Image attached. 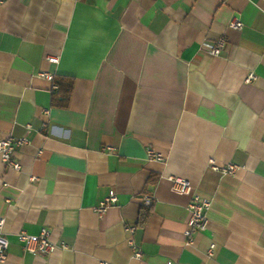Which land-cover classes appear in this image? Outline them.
Here are the masks:
<instances>
[{
	"label": "crops",
	"instance_id": "crops-1",
	"mask_svg": "<svg viewBox=\"0 0 264 264\" xmlns=\"http://www.w3.org/2000/svg\"><path fill=\"white\" fill-rule=\"evenodd\" d=\"M8 135L26 142L18 170L0 159L2 264H264V0H1ZM193 194L210 206L187 241ZM41 228L65 246L25 250Z\"/></svg>",
	"mask_w": 264,
	"mask_h": 264
},
{
	"label": "built area",
	"instance_id": "built-area-1",
	"mask_svg": "<svg viewBox=\"0 0 264 264\" xmlns=\"http://www.w3.org/2000/svg\"><path fill=\"white\" fill-rule=\"evenodd\" d=\"M1 2V0H0ZM229 27L234 29H240L242 26V22L238 16L233 15L229 20ZM225 43V39L223 37L218 38L215 42L214 46L209 50L212 55H218L221 51L222 46ZM45 59L50 62H57L58 58L56 56L47 55ZM39 76L47 78L48 80H52V75L45 72H39ZM255 75L252 72H249L245 78V81L253 80ZM52 88L56 89L57 85L52 84ZM26 142L25 137H13L8 135L4 138L0 139V159L4 162L7 166H11L12 168L18 170L19 164L13 157L14 148L17 145H21ZM105 149L107 151H111L110 146H106ZM147 157L149 159H156L161 160L162 156L155 152L151 148L146 149ZM210 166L214 170L222 171L223 173H231L233 172L235 166L233 164H227L226 166H218L213 161L210 162ZM168 179L170 180V188L171 190L178 192V193H188L190 191V184L189 182L182 177L179 176H169ZM142 203L145 205L151 204L153 201L152 195L144 194L142 196ZM116 202V194L114 190H109L107 195L99 202L97 206L93 209L98 214H101L109 204ZM210 206V200L201 197L197 194H193L190 202L188 203V218L186 220V228L184 230V235L187 237V241H189L190 234L195 230H203L207 224V217L206 211ZM3 223L4 219L0 216V264L4 263L6 260V248L8 245V240L3 231ZM128 231L131 233L132 228H128ZM17 239L23 244L25 250L32 252V253H40V254H47L54 250L56 247H64V244H55L48 238V230L46 228H41L38 234H29L24 230L17 232ZM128 244L132 249V256L139 257L140 250L138 245L134 242L132 237L128 238ZM213 244H211L209 248V252H211L213 248ZM98 264H106L103 261H99ZM165 264H171V262L167 261Z\"/></svg>",
	"mask_w": 264,
	"mask_h": 264
}]
</instances>
